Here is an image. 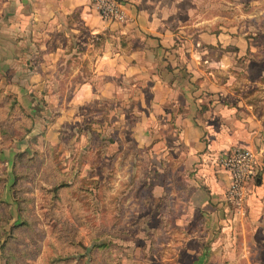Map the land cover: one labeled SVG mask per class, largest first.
<instances>
[{"label": "crops", "instance_id": "obj_1", "mask_svg": "<svg viewBox=\"0 0 264 264\" xmlns=\"http://www.w3.org/2000/svg\"><path fill=\"white\" fill-rule=\"evenodd\" d=\"M204 2L127 0L128 19L118 24L103 21L91 0H0V70L8 69L9 83L22 89L49 81L64 52L78 53L79 65L89 58L88 73L75 81L69 75L68 95L52 89L68 101L59 117L96 97L134 99L113 106L121 118L134 114L132 123L115 124L120 134L130 130L126 163L146 159L152 178L163 176L155 195L163 194L175 212L164 223L184 231L182 251L192 254L185 264H236L242 256L252 264L249 252L239 255L232 245L238 228L249 230L242 242L251 245L264 231V0H253L247 12L233 1L226 24L218 7L204 16L198 8ZM56 35L83 45L54 42ZM91 35L99 40L84 38ZM29 53L39 59L29 60ZM234 146L257 154L259 173L244 214L224 201L229 175L218 164L219 154Z\"/></svg>", "mask_w": 264, "mask_h": 264}, {"label": "rangeland", "instance_id": "obj_2", "mask_svg": "<svg viewBox=\"0 0 264 264\" xmlns=\"http://www.w3.org/2000/svg\"><path fill=\"white\" fill-rule=\"evenodd\" d=\"M204 1L198 6L204 16L218 7L226 24L237 0ZM238 1L243 12L252 7L253 0ZM68 38L56 35L53 40L83 45ZM84 38L99 40L96 35ZM29 54V60L39 59L40 53ZM73 55L61 54L56 63H62L38 86L21 89L9 83L8 69L0 70V264H185L192 254L182 251L184 231L164 223L173 221L175 212L163 194L155 195V182L164 183L163 176L152 178L146 159L126 163L130 130L122 128L120 134L115 124L123 118L132 123L134 114L121 118L113 106L134 99L96 97L75 105L71 117H59L68 101L57 100L52 89L68 95L69 75L75 81L90 71L89 58L79 65L83 58ZM148 148H139L140 154ZM247 233L236 229L232 249L239 255L249 252L252 264H264V231L257 233L261 242L252 245L242 242ZM191 246L198 244L192 241ZM242 257L236 264H251Z\"/></svg>", "mask_w": 264, "mask_h": 264}, {"label": "built area", "instance_id": "obj_3", "mask_svg": "<svg viewBox=\"0 0 264 264\" xmlns=\"http://www.w3.org/2000/svg\"><path fill=\"white\" fill-rule=\"evenodd\" d=\"M91 1L99 17L107 23L119 24L128 19L127 0ZM218 164L229 175L224 201L237 213L244 214L248 195L259 173L256 152L249 147L234 146L219 154Z\"/></svg>", "mask_w": 264, "mask_h": 264}]
</instances>
